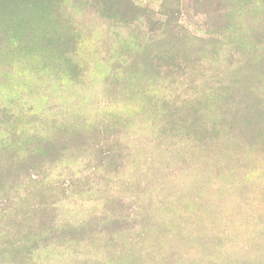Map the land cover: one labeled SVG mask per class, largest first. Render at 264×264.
<instances>
[{"label":"rangeland","instance_id":"374dc122","mask_svg":"<svg viewBox=\"0 0 264 264\" xmlns=\"http://www.w3.org/2000/svg\"><path fill=\"white\" fill-rule=\"evenodd\" d=\"M213 1L33 13L78 72L0 44V166L58 150L2 174L0 264H264V0Z\"/></svg>","mask_w":264,"mask_h":264},{"label":"trees","instance_id":"16d2710c","mask_svg":"<svg viewBox=\"0 0 264 264\" xmlns=\"http://www.w3.org/2000/svg\"><path fill=\"white\" fill-rule=\"evenodd\" d=\"M2 1L4 0H0V3H2ZM95 2L98 6V9L100 10L101 15H104L110 20L116 19L115 21L130 22L133 21L132 19H134L136 16L140 15V13L144 12L143 9L135 2V0H95ZM213 3L218 4V8H216L214 12H217L219 14V19L221 21L225 20L226 14L222 12V8H219L222 6V1L214 0ZM63 4L64 0L25 1L24 6L21 7V14L17 15V18L14 19V21H18L23 18L25 24L16 23L14 30L11 29V31L8 32L3 30L0 33V37L4 39V37L6 36V40L0 41V44L4 43L12 46L15 49L14 51H17L19 53H26L30 56L31 60L36 57L49 63L54 62L55 60L61 61L63 63H66L67 66L72 67L74 71L78 72L79 62H77L75 58L72 60V52L69 49H63L58 45L57 40L55 36H52V31L50 29L49 30L51 31V33L48 32V29L45 30L46 28L44 29L45 32L43 30L44 33L36 32L35 25L33 24L34 20H32L31 16L33 13L38 14V16L39 14L40 16H42L44 13H49V9L58 8ZM26 17L30 18L28 19ZM56 31H58L57 28ZM74 32V29H69L68 33L70 35L63 36L66 40V44L75 45V43H77V35L74 34ZM58 41H60V39H58ZM56 50L60 51V55L57 57H55ZM52 52L54 53V56L52 55ZM76 135L78 134L76 133ZM78 137L80 136L78 135ZM27 140V143H31V151L30 153L27 152V156L24 160L16 164L18 170H23L26 167L28 168L26 170H35L39 167V164L42 163L40 162V160L43 159L42 156L45 153L48 152V154L51 153L54 156V154L58 152L55 147V141H52L50 139L46 138L42 140L38 136L32 135ZM10 166L11 167L7 166V164L0 166V182L4 181L5 179V175H2L3 173H9V171H11L10 169H17L13 168V163Z\"/></svg>","mask_w":264,"mask_h":264}]
</instances>
